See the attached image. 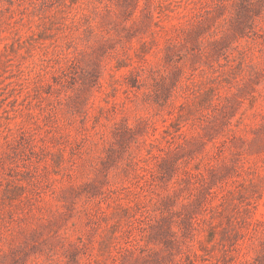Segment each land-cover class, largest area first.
<instances>
[{"label":"rangeland","instance_id":"obj_1","mask_svg":"<svg viewBox=\"0 0 264 264\" xmlns=\"http://www.w3.org/2000/svg\"><path fill=\"white\" fill-rule=\"evenodd\" d=\"M0 264H264V0H0Z\"/></svg>","mask_w":264,"mask_h":264}]
</instances>
